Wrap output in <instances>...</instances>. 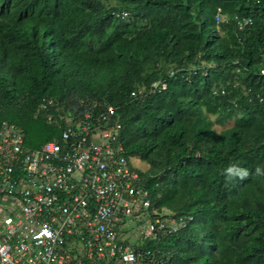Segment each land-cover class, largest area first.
Wrapping results in <instances>:
<instances>
[{
    "label": "trees",
    "instance_id": "trees-1",
    "mask_svg": "<svg viewBox=\"0 0 264 264\" xmlns=\"http://www.w3.org/2000/svg\"><path fill=\"white\" fill-rule=\"evenodd\" d=\"M219 8L253 23L218 31ZM263 62L264 0H0V124L38 147L60 131L43 96L115 106L153 203L192 217L159 241L168 264H264Z\"/></svg>",
    "mask_w": 264,
    "mask_h": 264
},
{
    "label": "built area",
    "instance_id": "built-area-1",
    "mask_svg": "<svg viewBox=\"0 0 264 264\" xmlns=\"http://www.w3.org/2000/svg\"><path fill=\"white\" fill-rule=\"evenodd\" d=\"M230 19L238 30L253 23L217 15ZM96 105L42 97L38 112L60 131L38 147L25 144L19 125L0 124V264H168L159 241L192 217L153 203L119 139L115 106Z\"/></svg>",
    "mask_w": 264,
    "mask_h": 264
},
{
    "label": "rangeland",
    "instance_id": "rangeland-1",
    "mask_svg": "<svg viewBox=\"0 0 264 264\" xmlns=\"http://www.w3.org/2000/svg\"><path fill=\"white\" fill-rule=\"evenodd\" d=\"M212 118H215V117L212 116ZM233 124H234V120L231 119V120L227 121V122H226L224 125H222V126H221V125H218V124H214V128H215L217 131H220V130H222V129H224V128H227V127L232 126ZM130 163H131L132 166H134V167H136V168H138V169H142V170H147V168L149 167V165H148L147 163L143 162V161H142L139 157H137V156H133V157H131V158H130ZM133 231H134V229L131 228V229L127 232L126 236L129 237ZM130 241H133V239L131 238Z\"/></svg>",
    "mask_w": 264,
    "mask_h": 264
},
{
    "label": "clouds",
    "instance_id": "clouds-1",
    "mask_svg": "<svg viewBox=\"0 0 264 264\" xmlns=\"http://www.w3.org/2000/svg\"><path fill=\"white\" fill-rule=\"evenodd\" d=\"M220 9V8H219ZM218 9V12L216 13V21H217V23H216V25H217V30L218 31H220V23L221 22H219L218 20H217V15H218V13H220L221 12V10H219ZM122 12H124V11H122ZM121 12V13H122ZM121 13H118L117 15H119L120 17H122L121 16ZM221 14H223L222 12H221ZM228 14V13H227ZM224 15H226V14H224ZM127 16V15H126ZM125 17V16H124ZM43 97H51V96H43ZM52 98H54V97H52ZM56 101H57V99L56 98H54ZM41 100V99H40ZM40 103V102H39ZM38 106H39V104H38ZM37 112H38V108H37ZM39 113V112H38ZM40 114V113H39ZM258 171H259V169H258ZM226 174H228L229 175V177L231 178L232 176H238V177H244V176H246L248 173H247V170H245V169H240V168H236V167H233V166H229V167H227L226 168Z\"/></svg>",
    "mask_w": 264,
    "mask_h": 264
}]
</instances>
